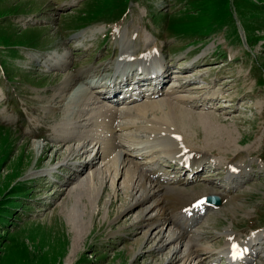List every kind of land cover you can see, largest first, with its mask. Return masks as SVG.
I'll return each instance as SVG.
<instances>
[{
  "label": "rangeland",
  "instance_id": "1",
  "mask_svg": "<svg viewBox=\"0 0 264 264\" xmlns=\"http://www.w3.org/2000/svg\"><path fill=\"white\" fill-rule=\"evenodd\" d=\"M126 48L136 59L151 52L168 68L153 101L174 93L171 103L190 118H208L181 131L185 153L209 159L195 178L147 143L144 127L159 114L137 115L134 107L145 100L111 104L87 85L115 79ZM69 54L64 67L44 66ZM81 71L67 96L53 99L68 74ZM105 106L116 112L119 145L107 159L105 144L81 151L83 136L64 142L61 125L79 119L86 135ZM122 160L142 174L161 169L171 185L180 179L184 200L206 197L208 189L222 194V207L184 239L194 258L176 264H229L221 253L228 234L239 242L254 231L264 238V0H0V264H66L69 255L71 264L181 259L185 247L176 253L166 241L169 231L179 234L172 225L144 240L158 213L151 208L144 216L150 202L137 205L140 194L116 175ZM241 165L242 175L228 184V167ZM74 216L85 220L83 230H73ZM254 251L246 264H264V239Z\"/></svg>",
  "mask_w": 264,
  "mask_h": 264
},
{
  "label": "bare ground",
  "instance_id": "2",
  "mask_svg": "<svg viewBox=\"0 0 264 264\" xmlns=\"http://www.w3.org/2000/svg\"><path fill=\"white\" fill-rule=\"evenodd\" d=\"M125 44L128 45L129 42H126ZM130 53H131L130 49L128 50L126 48L125 52L121 54L122 56L120 55L122 57L121 60L123 61H119L118 64L120 66L124 65L123 69L120 71L121 74L117 76V79L114 80L111 79L107 83L106 87H104L106 93L105 95L101 94V96L106 100H108L109 102L112 101L115 102L114 97L116 96L112 97L111 94L114 93L117 89H122L123 87L122 84L125 83L127 84L129 82V74L127 73V68H126V65H128L127 63L132 62L130 64L132 68H135L134 67L135 65H141L143 67L141 75L145 74L146 77L152 76L148 80H142V82L148 83L145 81H150L149 85L154 83V90L153 92H150V94H147L146 90H144V88L142 89L141 88L142 86H139L140 88V92L138 93L139 95L138 94L132 95L131 98L128 99V101L136 104L145 100L143 103L138 104L134 107V111L139 116L145 117L148 113L153 115L155 114V116L159 114L157 118L154 121H152V123H149V125L144 127L145 132L150 135V138L147 141V143L150 144V146H154L151 148H155V147L161 148V150L166 152L165 155H167L170 158L180 159L186 164V166L189 167V170L193 173V176L197 175L198 172L202 169L203 165L209 159L202 152H195V153H191L190 155L184 153L183 150H185V148L182 145L184 143L182 142L183 140L181 141L180 139V137L182 136L181 131L184 130L186 127H190V125L194 124V122L195 123L198 122L201 125L210 124L208 123V118L204 115L199 117V119H196L194 117L190 118L191 115L186 110H182L180 107L175 106L173 105V103H171V99L173 97L171 95H174V93H170L167 96L166 98L167 100L165 102L153 101V98L160 94L161 87L165 83L166 79L169 77L167 75V71H165V65L156 56L150 54L151 52L145 54L142 58H137V59L133 58V56H131ZM69 57L70 54L69 56L64 55L61 57H57L59 59H49V60L46 59L47 62H44V66L47 68H52L57 66L64 67L66 63V59ZM139 60H141L140 63H137V61ZM191 64L193 67L195 66L194 62ZM85 72L86 71H81L78 74H74V73H71L70 75L68 74V76L65 78L63 85L59 88L58 92L54 95L53 99L59 98L60 101H62L65 98V96H67L66 94L70 91V89L73 88L74 81L77 79V77L81 76ZM154 74H156V76H153ZM119 77L121 78L120 81H118ZM98 81L99 79L97 80V83L95 85L94 83H87V85L90 84L93 86V88L103 87V86H97L98 83H100ZM98 91L99 90H97V92ZM84 98L85 100H88L86 99V97ZM177 100L181 103L186 104L182 97L177 98ZM192 101L195 103V99H193ZM100 112L101 111L97 112V114L103 117L102 122L100 124H96L95 120L98 119L91 118L92 122L90 123L89 126L93 127V130L87 132L86 135L84 134L85 132L84 133L78 132L79 128L77 127V124L78 122L79 123L81 122L78 121L79 119L78 120L71 119V122L69 124L61 125L60 129L61 132L63 133V136L65 137L67 136V138L64 141L66 144L74 140L75 141L79 140V138L83 136L82 138H84L85 141L83 143V147L81 148V151L84 149L86 144L89 146L94 145V147L99 145L100 147L98 150L101 149L102 144H105L104 147L105 150L104 151L101 150L103 152L101 153L102 154L101 158L105 160L107 159L106 157H108L109 153H111V151H113L119 146L114 135L115 134L114 121L116 118L115 116L116 114L108 106L107 107L105 106L102 109V113ZM98 115L96 117H98ZM101 133L108 134V139L102 140ZM74 134H76V136H74ZM151 150L155 151L154 149ZM153 151L151 152L153 153ZM148 158L154 160L155 159L154 153L149 155ZM121 162L122 163H120V166L123 167L120 170L117 169L116 175L121 172V177H124V180L127 182V186H128L127 188H129L131 193L134 190L137 192V194H140V198L135 200L136 204L144 205L150 202V205L144 209V216L147 213V211L151 208L155 210L154 212L158 213V216L148 223L149 233L145 235L144 240H148L150 236H152V238L154 237L161 238L162 237L161 235L164 232V227L167 225L168 228V226L170 227L172 225L173 227H175L176 231L179 232V234L175 231H169L168 236H166L167 237L166 241L168 242V245H172L171 248H174L173 251H175L176 253L178 252L177 251L178 248H176V246L185 247L184 250L185 255L181 259H179L178 257L175 259L171 258L170 263L176 264L177 260L179 261L182 260L184 263H188L191 259L194 258L195 252L193 250L194 246L192 247L188 246V244L185 243L184 239L186 235L189 234L190 230L192 231L191 234L194 232L197 223L201 220L203 214L205 213V211L207 212L209 208L207 207L206 204L199 206L197 202L200 199L197 197H192V196L190 197L189 195H187L188 196L187 200H184L183 196L184 194L187 193V190L180 188L181 181L175 180L176 182H174L173 185H171L172 183H170V181L164 182V180L160 178V175L164 174V172L161 169L153 168L147 170L146 174H142L139 171H137L135 167L129 165V163H126L124 160H122ZM235 169L236 170L234 171H232L231 168H228L227 170V181L231 185L233 184L236 176L241 171H243L242 168L241 169L235 168ZM83 171L84 169H81V172ZM101 174L103 175V173L100 172V175ZM91 180H92L91 184L94 185L95 183L94 181L96 180L94 175L91 176ZM149 182L156 183L155 187L154 188L148 187V184H150ZM214 194H218V193L212 189H208L206 191V195H214ZM67 212L71 214L70 210H67ZM80 218H75V216L72 217L73 222L77 224L76 226H74L73 230H76L75 229L76 227L80 228L79 230L84 229V226L86 224L85 220L80 222L81 220ZM156 226L157 227L160 226L159 227L160 231L150 233L152 230H155L154 227ZM257 238L258 235H254L242 248L238 244L235 245L236 243L233 240V237L229 235V238L227 239L226 242L227 244L224 247L222 253H227L232 256V264H244L247 261V256L252 253L254 241H256ZM75 249L76 246L74 245L73 251H75ZM137 254L138 251L135 252L133 256L135 257ZM71 259H72V255L71 256L69 255V258H67L66 260V264H71L72 263Z\"/></svg>",
  "mask_w": 264,
  "mask_h": 264
},
{
  "label": "water",
  "instance_id": "3",
  "mask_svg": "<svg viewBox=\"0 0 264 264\" xmlns=\"http://www.w3.org/2000/svg\"><path fill=\"white\" fill-rule=\"evenodd\" d=\"M208 201L210 203L215 204V205H220L221 204V200L219 198H217V197H210V198H208Z\"/></svg>",
  "mask_w": 264,
  "mask_h": 264
}]
</instances>
